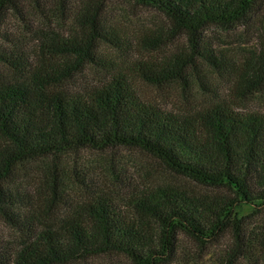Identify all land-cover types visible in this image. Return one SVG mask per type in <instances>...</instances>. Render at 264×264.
<instances>
[{
    "label": "trees",
    "instance_id": "obj_1",
    "mask_svg": "<svg viewBox=\"0 0 264 264\" xmlns=\"http://www.w3.org/2000/svg\"><path fill=\"white\" fill-rule=\"evenodd\" d=\"M24 1L39 3L0 0V29L10 10L22 13ZM131 1L166 15L191 42L210 26L255 21L264 36V0ZM84 3L67 35L51 25L38 31L35 63L22 44L6 38L10 45H0V217L22 235L8 261L67 264L118 254L133 264H170L179 236L185 235L205 245L228 236L215 264H264V222L251 230L242 214L245 207L264 213V113L239 111L220 98L175 113L144 101L124 72L97 85L79 83L77 75L96 59V42L115 40L111 28L90 10V1ZM201 49L140 62V78L162 86L202 63L217 70L230 65L222 52ZM244 65V78L261 76L264 47ZM119 147L147 152L209 191L130 182L121 197L93 190L88 200L65 208L57 221L43 223V212L17 183L18 171L28 164Z\"/></svg>",
    "mask_w": 264,
    "mask_h": 264
},
{
    "label": "rangeland",
    "instance_id": "obj_2",
    "mask_svg": "<svg viewBox=\"0 0 264 264\" xmlns=\"http://www.w3.org/2000/svg\"><path fill=\"white\" fill-rule=\"evenodd\" d=\"M84 1H24L22 13L14 10L7 13L0 29V45H10L6 38L22 44L35 63L41 41L38 31L47 30L51 25L67 35L74 17L85 9ZM89 1L90 10L99 15V22L111 28L115 40L96 42V59L77 75L79 83L97 85L113 74L124 72L144 101L175 113H189L218 98L230 101L239 111L264 113V73L243 77L246 59L264 47L259 21L249 26H210L191 42L190 37L174 29L167 16L155 8L131 0ZM57 21L63 25L56 24ZM119 35L121 40H117ZM204 47L222 52L230 65L217 70L202 63L197 71H189L183 79L162 86L140 78V62L162 60L174 52L191 54ZM16 177L17 183L26 188L36 210L43 212V223L57 221L65 208L88 200L94 191L107 190L122 196L125 193L122 188L130 182L141 186L185 184L199 192L209 191L173 172L153 155L125 147L81 150L46 163L28 164L20 168ZM242 214L249 229L262 228L264 213L245 207ZM21 240V233L0 217V264H13L8 259L21 246ZM179 240L177 257L170 264H215L229 243L228 236L213 245L197 243L185 235H180ZM67 264L133 263L123 255L102 254ZM240 264L256 263L242 260Z\"/></svg>",
    "mask_w": 264,
    "mask_h": 264
}]
</instances>
